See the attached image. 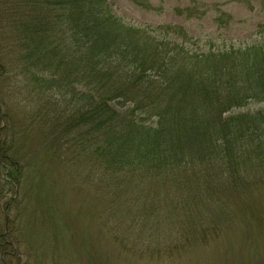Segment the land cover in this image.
Returning <instances> with one entry per match:
<instances>
[{
    "label": "trees",
    "instance_id": "trees-1",
    "mask_svg": "<svg viewBox=\"0 0 264 264\" xmlns=\"http://www.w3.org/2000/svg\"><path fill=\"white\" fill-rule=\"evenodd\" d=\"M8 7L0 21L11 28L6 46L15 62L4 71L0 41V69L27 74L36 95L72 96L61 114L29 108L22 122L40 117L38 138L62 156L54 163L80 155V187L105 196L100 213L108 221L161 235L178 217L180 233L202 234L206 204L218 203L220 190L243 193L250 171L260 169L264 180V107L232 114L249 102L264 106V25L257 43L197 54L181 29L131 26L107 0H8Z\"/></svg>",
    "mask_w": 264,
    "mask_h": 264
},
{
    "label": "rangeland",
    "instance_id": "rangeland-1",
    "mask_svg": "<svg viewBox=\"0 0 264 264\" xmlns=\"http://www.w3.org/2000/svg\"><path fill=\"white\" fill-rule=\"evenodd\" d=\"M107 2L114 15L131 26L157 27L161 34L170 28L181 29L188 36L187 49L197 54L257 43L261 39L258 27L264 25V0ZM0 8L10 10L8 0H0ZM10 39L11 28L0 21L4 71L15 62L8 53ZM2 68L0 148L7 147L0 151V158L17 161L20 167L5 169L0 164V264H264V180L260 169L246 172L249 176L240 183L243 193L220 190L216 197L222 199L206 204L209 218L203 219L202 234L184 232L183 227L181 233L186 235H181L178 217L171 221L169 217V228L161 235H152L142 225L129 232L117 219L108 221L107 214L100 213L105 203L102 193L80 187V155L69 156L74 159L72 166L54 163L62 156L58 159L38 138L40 117L27 122L30 127L22 122L29 108L38 107L33 111L37 114L47 106L61 114L68 103L65 100L72 96H53L47 90L36 95L27 74L5 73ZM27 82L33 101L24 109L23 98L29 89H22ZM79 92L77 85L75 93ZM263 107L249 102L232 114H251ZM25 127H29L28 134ZM263 162L264 152L261 166ZM252 177L258 182L250 183ZM219 187L208 186L211 190Z\"/></svg>",
    "mask_w": 264,
    "mask_h": 264
}]
</instances>
